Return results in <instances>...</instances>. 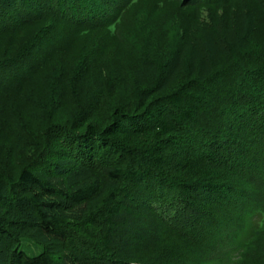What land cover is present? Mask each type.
Instances as JSON below:
<instances>
[{"label": "trees", "instance_id": "1", "mask_svg": "<svg viewBox=\"0 0 264 264\" xmlns=\"http://www.w3.org/2000/svg\"><path fill=\"white\" fill-rule=\"evenodd\" d=\"M22 1L0 0V19L11 9L41 14L42 0ZM201 1L220 8L234 0ZM77 4L45 5L80 26ZM212 35L223 38L220 30ZM59 128L67 133L66 152L83 167L103 168L114 184L96 203L95 189L70 192L65 174L47 168L24 170L19 184L8 181L11 194L27 197L37 210L40 222L29 233L51 236L69 250L61 264H264L258 252L264 223H255L264 208L255 204L251 183L264 176V52H248L231 70L142 100L135 109H117L108 125L79 120ZM143 139L151 142L146 149ZM64 204L88 208L72 218L53 213ZM0 233L11 236L3 224ZM12 264L57 263L49 254L22 251Z\"/></svg>", "mask_w": 264, "mask_h": 264}, {"label": "rangeland", "instance_id": "2", "mask_svg": "<svg viewBox=\"0 0 264 264\" xmlns=\"http://www.w3.org/2000/svg\"><path fill=\"white\" fill-rule=\"evenodd\" d=\"M200 1L75 0L83 11L80 26L46 10L49 0H42L40 15L2 11L0 74L7 75L0 79V224L13 237L0 233V264H12L22 251L49 254L61 264L69 253L58 239L29 233L40 222L37 210L27 197L11 194L10 179L19 184L31 167L59 171L70 192L95 189L96 203L114 189L103 168L83 167L66 152L61 123L108 125L117 109H135L142 100L231 70L248 52H264V0L220 8ZM214 30L223 38L215 39ZM150 144L143 139L140 148ZM251 183L255 204L264 208V176L254 175ZM69 205L53 213L72 218L88 208ZM261 221L264 214L255 223Z\"/></svg>", "mask_w": 264, "mask_h": 264}]
</instances>
